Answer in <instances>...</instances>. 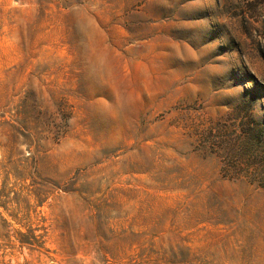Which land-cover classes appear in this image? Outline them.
<instances>
[{
  "label": "rangeland",
  "instance_id": "1",
  "mask_svg": "<svg viewBox=\"0 0 264 264\" xmlns=\"http://www.w3.org/2000/svg\"><path fill=\"white\" fill-rule=\"evenodd\" d=\"M0 264H264V0H0Z\"/></svg>",
  "mask_w": 264,
  "mask_h": 264
}]
</instances>
